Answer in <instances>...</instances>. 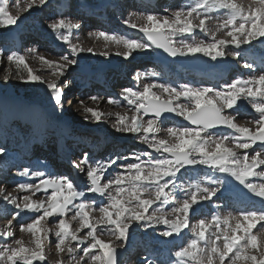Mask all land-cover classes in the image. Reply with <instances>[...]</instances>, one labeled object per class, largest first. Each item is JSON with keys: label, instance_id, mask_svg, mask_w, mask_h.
Wrapping results in <instances>:
<instances>
[{"label": "snow or ice", "instance_id": "1", "mask_svg": "<svg viewBox=\"0 0 264 264\" xmlns=\"http://www.w3.org/2000/svg\"><path fill=\"white\" fill-rule=\"evenodd\" d=\"M48 3L49 0H38V3L37 0H25L22 6L17 0L14 5L17 12L13 15L8 0H0V28L17 25L21 13ZM216 9L224 10L226 16L213 15ZM210 22L214 27L210 26ZM124 23L143 33L147 42L126 39L105 31L93 34L106 43L122 45L127 49L126 52L116 53L124 59L131 57L137 49L148 51L153 48L162 49L171 57L202 54L213 61L226 55L240 58V52L226 53L224 48L233 45L238 49L241 45L252 44L253 40L264 37V0H253V3L247 4L238 0H195L189 7L173 10L171 15L149 13L137 17V21L126 19ZM49 27L58 33V39L69 45L72 55V58L68 54L62 55V63L38 56L57 80L65 75L69 66L77 65L80 53L96 54L92 48L85 49L70 43L72 30L81 27L78 22L61 16L53 20ZM220 31L224 32L225 38L217 39L216 33ZM196 32L207 36L208 40L195 39L193 34ZM186 36L189 39H185ZM261 42L264 43V40ZM99 55L108 57L109 53L104 51ZM6 60L9 66H15V75L22 82L45 84L56 109L63 111L65 97L57 82H46L42 75L34 74L25 56L15 51L8 54ZM243 66L253 69L255 65L246 61ZM12 75L9 67L4 80L7 81ZM120 98L126 102L123 106L127 111L115 114L116 131L134 134L138 141L152 151L140 154L133 152L94 164L89 162L87 154L84 155L81 163L88 165L87 192L104 197L99 206L96 200L85 199V190L78 188L69 177L50 175L43 170H22L21 176L38 178V182L18 183L15 190L27 193L25 195L5 194L4 189L0 188V196L17 209L12 213L13 219L25 211L39 213L19 225L20 232L33 237L34 246H25L22 239L0 245V264H44L45 241L51 229L42 227V221L53 216L59 217L54 221L57 229L54 233L55 247L59 253L67 252L70 255L68 264H118L119 245L113 241L126 244L129 228L134 221L142 222L140 226L146 228L163 223L167 226L160 233L164 237L174 234L179 236L183 229H189L185 235H190L191 239L175 251V258L170 264H225V261L227 264H264V208H241L236 214L228 212L222 215L217 212L200 218L198 223L189 228V213L196 216L201 211L199 208L194 209L193 205L199 200H209L215 196L221 182L217 180V186L211 188L197 184L179 200L172 195L181 188L177 183V175L182 169L204 165L230 175L256 197L264 200V182H251L253 177L264 180V72L250 78L237 77L219 89L215 86L173 85L153 81L142 87H124ZM88 99L99 102L103 97L94 95ZM240 101L246 102L255 113L243 117V124L238 119L244 107ZM107 102L122 106L113 97H108ZM78 103L96 122H101L105 116L98 109L86 107L84 100ZM128 112L132 115L129 116ZM164 113H172L188 122L187 126L172 125L163 130L168 137L173 138L171 141L160 136L162 129L158 127V121ZM146 116L149 119L144 120ZM212 129L230 131L214 133ZM255 145H260L258 150L254 148ZM238 149L244 150L243 153H239ZM248 149H253V152L249 154ZM153 152L157 155L154 156ZM4 154L5 149L0 147V156ZM117 160L133 162L118 165L120 170L101 183L107 170ZM74 167L80 168V165L74 164ZM80 171L84 172V169L80 168ZM41 191L44 198L33 200L32 197ZM170 203L172 207L166 210ZM69 213H72L70 217ZM93 213L98 215L94 216ZM169 216L175 219L170 220ZM73 220L79 224L76 229H72ZM101 225L104 227L97 232V227ZM11 227L9 220L5 228L0 230V237L6 239L13 236ZM81 232L84 235L81 236ZM104 236L109 239L106 241L102 238ZM82 246V254L77 256ZM57 264H64L63 259ZM147 264L154 262L149 260Z\"/></svg>", "mask_w": 264, "mask_h": 264}, {"label": "rangeland", "instance_id": "2", "mask_svg": "<svg viewBox=\"0 0 264 264\" xmlns=\"http://www.w3.org/2000/svg\"><path fill=\"white\" fill-rule=\"evenodd\" d=\"M61 1H65V0H49V3L42 6V7H34L31 11L21 13L20 20L17 21V25L10 26L7 28H0V46L6 45L5 39L9 38L7 36H10V39L15 37L16 42L19 45V47L17 50H14V51L19 55L25 56L26 61L29 64V67H31L33 69L34 74L42 75L43 80L46 82L55 81V82H57L58 85L61 86L62 92L64 93V97L66 96L65 102H64V108L66 107V105L68 103H69V106H71L70 110L67 111L66 113H64V115H63V117L65 118V121L68 123V129H67L66 135H67V137H69L71 139H75L74 138L75 136H78L79 133H82V132H80V130L84 129L81 125H85V126L87 125L88 127H90V126L94 127V125H95L94 120L88 119V122H84L86 120L81 119V117H80L81 115L83 116L82 112H83L84 107H82L78 103V101L85 99V98H83L84 95L86 98H88L89 96L92 95V93H90V91H85V94H83L84 88L79 87V85L81 83V81H80L81 78L75 76L76 73L79 71V69L80 70H86L88 68L86 70V72H82V73L90 76L89 74L92 72L97 74L98 70H100V69L102 71H105L103 69L109 70L110 66L112 67V65L114 66L115 64H119L121 66L122 65L124 66V67H119V68H121V70H120L121 72H128L129 70L134 69L133 65H132V61H131L133 59V57L136 54H140L143 52V50H137L138 52L133 51L132 56L129 57L128 59H124L122 56L116 55L117 52L123 53V52H126L127 49H125L122 45L117 46L114 43H106L102 38L97 39L95 37V35H93V34L96 33L97 31H102L100 29H93V28L86 29V28H84V26H85L84 22L85 21H81L83 18L82 17L83 12H82V9H80L81 8L80 6L81 5H83V6H85V5L95 6V10H96V12H98V11L102 10L103 3L107 1V4L109 6H107L106 8L109 9V7H111V9L113 10V12H110V14H109V15H111L110 17L112 18V19H110L111 21L109 23L114 29L113 32H111V31H107V32L108 33H115L116 35L122 36V37H124L127 33V30L124 27L126 25L124 23V21L126 19L131 18L133 21H137V17L144 15V14H149V13L136 10L134 8L133 0H67V1H69V4L71 3L70 4L71 6H69L71 11H68V14L66 16H64V15H58V13H57V11H60V2ZM183 1L184 0H182L181 2H183ZM250 1H253V0H244V1L238 0V2H243L246 4L251 3ZM16 2H17V0H8L9 10L13 15H15L17 12V9L14 6ZM19 2L23 6V4L25 3V0H19ZM173 2H174V4H171L172 6H174L173 8L170 7V1H167V2H165V3L163 2L161 4V7L159 8L158 11L151 12V13H159L160 15H171V12L173 10H177V9L182 7V3L180 1L176 2V0H173ZM37 3H38V0H37ZM112 4H115V6L113 5V7H112ZM61 16H63L66 19H71L73 22H76L77 20L80 22L79 24L81 27L79 29H75V30H77L78 32H81V34L76 35L73 33V35H72L73 41L70 43L76 44V45H82L84 43L82 46H85V49L86 48H92V49H94V52L96 54L83 52V55H79L82 57V61H78L77 65H75V66H69L68 70L65 72V75L60 77L59 80H57V78L51 74L52 70L47 68L46 66H44L41 63V61L38 59V56L42 55L49 60L59 61L61 63L63 62V61H60V57L64 53L63 52H60V53L56 52L57 51L56 46L51 47V41L47 40L50 37H56L57 36L58 33L54 32L49 27V24L51 22H53V20L60 19ZM210 25H212L211 22H210ZM60 31L64 32L65 30H60ZM216 34H217L216 35L217 39L225 38L224 33L217 32ZM193 35H195V34H193ZM79 37H81L82 41L78 39ZM38 38L42 39L41 40L42 43H40L41 41H39ZM136 39L140 40L139 37ZM195 39H199V38H197V36H196ZM84 40H88V41L84 42ZM11 41H14V40H11ZM63 43H65V42H63ZM11 44H14V42H11ZM65 44L67 45L66 46L67 48L64 51H69V54H71L69 45L67 43H65ZM9 46H11V45L9 44ZM9 46H7L5 48L0 47V78L3 79V80L0 79V82L2 83L0 85V88L3 89L2 91H0V125L7 124L8 129L11 132H14V131H17L16 129H18V128H16V127L14 128V124H13L14 120L5 121L4 118L7 115H16L17 116L19 113H21L20 111H22V107L26 103H30L33 106L36 105L39 107L42 103H46L48 105H50L52 103L53 107H55V105H54L53 100L51 99L50 91L46 87L45 84H43V83H24L15 75V73H16L15 66L14 65L9 66L8 62L6 60V56L12 52V51L11 52L5 51L6 49H9L8 48ZM11 47H13V46H11ZM104 51L109 53L108 57H104V56L99 55L100 52H104ZM225 51H226V53L232 52V50H225ZM52 52H54L55 54H53ZM153 54L154 53H148L147 55H149V56H148L147 60L151 59L153 57ZM199 56L208 60L207 61L208 64H213V63L217 64L218 63V60L213 61L212 59H209V57L207 58L203 55H199ZM95 57H96V59H95ZM192 57H193L192 60H194V56H192ZM226 58L229 60L234 59V57L231 55H226ZM93 59H95V60H93ZM188 60H190V59H188ZM195 63H197V62H195ZM9 67H11L13 75L11 78H9L7 81H5L4 75L6 73V70ZM131 71L133 72V76L131 78L134 81H136L137 83H139V85L149 82V81H145L146 76L143 74L144 71H142V70H136V71L131 70ZM105 73L110 74L109 71H107ZM105 73L103 72L102 75H104ZM153 73H155V75H153ZM25 75H26V73H25ZM83 76H81V77H83ZM149 76L154 78V80L155 79L157 81L161 80V77L159 76V74L156 71L150 72ZM137 77H139V78H137ZM231 81L232 80H230L228 83H230ZM79 88H81L80 90L83 93H79V90H78ZM111 90H113V89H111ZM32 94H36V97L33 99H30V100L29 99L27 100L28 96L29 95L31 96ZM94 95H96V94H94ZM6 98H8L9 101L3 102L2 100L6 99ZM34 99H36V100H34ZM32 100H34V101H32ZM23 101H31V102H24L22 105ZM2 103L6 104V105H3ZM94 106H90V107H92L94 109L98 108V106L96 107L95 104H94ZM123 109H125V111ZM126 111H127V109L124 108L123 106L120 107V106H117V104H112V106H110V108L108 109L107 113L124 114ZM127 114L129 116L132 115L131 112H128ZM245 116H248V114ZM245 116H243V117H245ZM243 117H241L239 119V122L241 124L244 123ZM55 118L57 120H60L58 116H55ZM77 118H79V119H77ZM144 118H146V117H144ZM177 119L180 120L181 117H178ZM106 120L105 119L103 120L104 124L102 123V125H107L109 127L107 132H110V135L128 136V139L130 137L132 138V139H129V141H131V142L133 141L135 143L137 142L136 137L132 136L131 134H125V133H121V132L116 131V124H115L116 118L111 120L110 117H107ZM166 124L171 125L170 123H166ZM248 126L252 127L254 125H248ZM167 127H169V126H167ZM167 127H165L164 129H166ZM160 128H163L162 125H160ZM163 130L160 132V136L170 139V137L167 136L166 131H163ZM22 133L26 134L27 130L24 129ZM22 133H21V136H23ZM32 133H33V130L30 132L29 137L32 136ZM82 134H85V133H82ZM7 135H8V141L7 142H9V140H12V137L18 136L19 132H17L16 134H15V132L12 134L9 132V133H7ZM1 137H2V135L0 136V138ZM125 141H128V140H125ZM83 152L84 151L79 152V155L75 154V157L79 156V158H82L81 155L82 154L84 155ZM252 152L253 151H251V153ZM50 153H51V151H47V155L48 154L50 155ZM113 156L114 155H107L105 158L109 160L110 158H115ZM37 158L38 157H35L34 159L36 160ZM3 159H4V156H0V161ZM81 161H82L81 159H80V161L77 159V163L80 165V167L84 168L85 165L83 163H81ZM68 170L69 169H65V172L68 173ZM114 170H115V172L117 171V169L114 168L112 173L114 172ZM16 173H17L16 177H12V178L10 176L11 173L9 175H7L6 177H4V175H6V173H0V178H2V179H0V188L4 189L5 194H7L6 191H8V192L12 191L11 194L13 196H22V195H25L27 193L15 190L16 185L13 182H11L12 180L15 182L20 180V176H21L20 173L19 172H16ZM229 180H230V182H232L234 189H237V191L239 190L241 192L244 191L243 186L241 184H239V182L236 181L230 175H229ZM252 182L260 183V182H264V181H252ZM101 183H103V181H101ZM191 189H192L191 186H186V185L184 186L185 193H186V191H190ZM185 193L182 196H178L176 193L173 192L172 195L177 200H179L185 195ZM216 193H218V191ZM250 195L254 199H256L260 202H264V200H262L259 197H256L251 192H250ZM43 198H44V195L41 194V196H40L38 193L32 197L33 200L43 199ZM198 199H199V197H198ZM201 201H206V200H199V203ZM199 203L194 204V208ZM154 207H155V205H154ZM13 211L14 212L17 211V209H15V206L8 204L4 200V198L2 196H0V230H3L5 228V226L8 224V221L11 220V224H12L11 231H13V236H11V238L8 237L7 240H5V238H3V237L0 238V245L7 244L14 239H22L25 243V246H28V247L34 246L33 237L28 233L19 231V225L21 223H26L22 219L23 217H21V216H24L23 213H21L20 219L18 220V217L13 219V217H12V213H14ZM149 212H151V209H149ZM228 212H232V213L236 214L233 211L223 210L224 214H227ZM35 214L39 215V213H35ZM96 214L97 213H93L94 216H96ZM71 215H72V213H69V217ZM203 217H205V216H203ZM58 219H59V217H55L53 220H50V218H47L46 221H42V227L46 226V227L51 229V231L48 234V239L45 241L46 261L49 264H57V262L59 260L63 259L64 264H68V261L71 258L70 255L67 252L59 253V251L55 247L56 238L54 236V233L57 229L55 227L54 221H56ZM168 219L172 220V219H175V217L169 216ZM199 219H200L199 217L194 218V217H191L189 215V217H188L189 228H191L194 224L198 223ZM136 223L137 222H135V221L132 222V225L129 228V239H128V242L131 245L132 244L137 245V247L134 249H137L139 246V249L137 251H135L133 253L134 254L133 257H131L133 264H143L144 260L141 259L142 258L141 254H144L143 250L147 246V244L155 245L156 248L154 250H158V248H157L158 247V245H157L158 240L157 239L161 238V239L169 240V239L175 238V235H173L172 237H164L160 234L162 231L166 230V228H167V226L164 225L163 223L157 224V227L155 228V230L151 228V231L154 230V232L146 230V228L141 227L139 225V228H143V231L140 232V231H138V229H136L137 228ZM78 225L79 224L77 221H75V220L71 221L72 229H76L78 227ZM86 231H87V229H85V232ZM99 231H100V229L97 232H99ZM188 231H189V229H183L182 232L180 233V236H183L185 238L184 240H186V241L191 239L190 235H185L186 233H188ZM80 235L81 236L84 235V232H81ZM148 236H149V239L146 238ZM102 238L105 239L106 241L109 239V237H107V236H104ZM150 240H152V241H150ZM113 243L116 245H119L117 247V249H121L123 252L126 250L125 249L126 244H122L120 241H113ZM130 244H127V246H129ZM73 246H75V242H73ZM82 250H83V246L76 253V255L79 256L80 254H82ZM155 260H157V257H155ZM225 262L227 264V261H225Z\"/></svg>", "mask_w": 264, "mask_h": 264}, {"label": "bare ground", "instance_id": "3", "mask_svg": "<svg viewBox=\"0 0 264 264\" xmlns=\"http://www.w3.org/2000/svg\"><path fill=\"white\" fill-rule=\"evenodd\" d=\"M151 1L152 2H156V0H151ZM166 1H170V0H166ZM177 1H180L181 2L182 0H176V2ZM250 2L253 3V1H250ZM181 3H182V7H189V6H191L192 4L195 3V0H184ZM70 4H69V1H67V0L61 1L60 2V7L62 9H64V10H66V9L69 8V6H71ZM106 4H107V1L103 3V6H102V10L103 11H105ZM172 4H174V2H172ZM113 5H115V4H112V6ZM82 6L83 5L80 6L81 7L80 9H82V12H83L84 16L86 14H89L90 17L95 18V17H93L96 14L95 13L96 12L95 6H88V5H85L83 7ZM109 12H110V10L107 12V15H109ZM63 13H64V16H66L68 14L65 11ZM213 15H217V16H220V17H224V16H226V12L224 10L216 9V10H214ZM110 19H112V18L110 17ZM81 21H83V20H81ZM78 23H80V22L78 21ZM210 26H213L214 27L213 24L210 25ZM124 27H125V29L128 32L127 33V36H125L126 39H132L131 38V35H133L134 37H137V38L139 37V39L141 41L142 40L146 41V38L144 37L143 33L139 32L137 29H131L127 25H125ZM73 33L76 34V35L81 34V32H78L77 30L73 29L72 32H71V35H70V42L73 41V37H72ZM220 33H224V32L223 31H220ZM65 34H67V33H65ZM194 34H195L194 36L195 37L197 36V38H199V39H206V40H208V37L207 36H204L202 33L196 32ZM7 37H9V38H6L5 39V40H7L6 41V44H10L11 43L10 36H7ZM186 37H184V38L185 39H189V37H187V38ZM78 39L82 41L81 37H79ZM38 40L41 41L42 39H39L38 38ZM47 40L48 41H51V47L53 45H57V51L56 52H58V53L63 52L64 54L70 55L69 57L72 58L71 54H69V51H64L67 48L66 47L67 45L65 43H63V41H61L60 39H58V34H57L56 37H50ZM262 40H264V37L259 38L257 40H253L252 44L241 45V47L238 48V49L235 48L233 45H228L226 48H224V51L225 50L238 51L241 54H244V53H253L254 54L257 51H260L261 52V51H264V43L261 42ZM87 41L88 40H84V42H87ZM40 43H42V41ZM82 45H78V46L79 47H82V48H85V46H82ZM11 46H9L8 47L9 49H6L5 51L6 52H11V51L17 50L19 45L17 43L16 44L14 43L13 47H11ZM0 47L1 48H5V47H7V45L0 46ZM137 50H139V49H137ZM137 50H135V51L138 52ZM52 53L55 54L54 52H52ZM148 53H154L153 54V57L151 59H149V60H155V58L158 57V51L155 48H153L152 50H148V51H144L143 50L142 53L136 54L135 55L136 57L135 56L133 57V59L131 60L132 61V65L136 66V64H138V63L141 64L143 62L142 63V66H146L148 56L150 55V54L147 55ZM259 53L255 57H259ZM79 55H83V52L80 53ZM197 55H202V54H197ZM95 59H96V57H95ZM95 59H93V60H95ZM209 59H211V58H209ZM239 59L240 58H235L234 57L233 60H229V59L226 58V56L223 57V58H217L218 63L217 64H215V63L209 64L206 67V70L204 72L207 73V74L208 73L217 72L219 74L221 71H227L229 69H234L235 67H238L237 66V61H239ZM77 60L78 61H82V57L81 56H78L77 57ZM150 63H152V61ZM119 67H124V66L123 65L121 66L119 64H115L114 66L112 65V67L110 66L109 70L103 69L105 71H102L100 69V70H98V73L97 74H91L90 76L85 75V74L82 73V72H86V70L88 68L86 70H80L79 69V71L76 73L75 76L76 77H81V76L84 75V77H85V78L84 77H81V83L79 85V87L84 88V90L82 89L84 91V93L80 90L81 88L78 89L79 90V93L85 94V91H88L89 89H92V88H93L94 91H97L98 90L97 87L95 85L91 84V81L98 80V81H100L98 83H101L102 78L99 77V76L102 75L103 72L105 73V72L109 71L111 73V75H110L111 77H112V74H118V73L119 74L120 73H123L124 74V72L119 71L121 69ZM144 68H146V67H144ZM243 70H245V71H244L243 75L240 76V78H248V77L250 78L252 76V72L250 71L251 69L249 70V69L244 68ZM193 71L199 72V70H193ZM127 76L132 77L133 74L127 75ZM115 78L113 79V81H115ZM151 78H152L151 76H149V77L146 76V80L145 81H149V82L155 81V80L150 81ZM0 79H2V78H0ZM180 79H182V78H180ZM1 84L2 83L0 82V85ZM106 85H107V83H106ZM223 85H225V83ZM137 86L138 87H141L143 85L141 84L140 86L139 85H137ZM106 88H109V87L106 86ZM106 88H102V89H105L106 90ZM2 90L3 89L0 88V91H2ZM153 91H157V90L154 89ZM114 93L117 94L118 91L117 92L114 91ZM91 96H94V94L91 95ZM83 98H85L83 100H84V104L86 105V107L94 106V104H95L96 107L98 106L97 109L100 112L104 113L105 116H103L101 118V122H96L95 119L93 117H91L90 114L85 113L84 108H83V112H82L83 116L82 115L80 116L81 119L86 120L84 122H88V119H92V120L95 121L94 122L95 125H94V127H91V126L88 127L87 125L86 126L85 125H81L84 129L80 130V132L85 133V134L79 133L78 136H75L74 137L75 139H71V138L67 137V135H66L67 129H68V123L65 121V118L63 117V115H64V113H66L67 111L70 110L71 106H69V103L63 109V111H58L56 109V107H53L52 103L50 105H48L46 103H42L40 105V107H39V106H36V105L33 106L30 103H26V104L23 105L24 102H31V101H23L22 102V105H23L22 111H20L21 113H19L17 116L16 115H7L4 118L5 121H8V120L9 121H12L14 119V128L15 127L18 128V129H16L17 131H14V132H15V134L17 132H19V135L12 137V140H9V142H7L8 141V135H7V133L10 132L12 134L14 132H11L8 129V125L7 124L0 125V136L2 135V137L0 138V147L3 146L4 143L7 144V146L4 148L5 149V154L3 155L4 156V159L0 161V173H6V175H4V177H6L7 175H9L11 173L10 176L12 178V177H16V174H17L16 172H19L20 173L24 169H30L32 171L43 170L47 174L52 175V172H51L50 168L45 166L46 165V162H44L43 159L37 158V160L35 161L34 160L35 157L32 158L34 156V153L36 151H42V150L44 151V149L41 148V145L43 144L44 136H46V135L53 136V137L56 138V142H57L56 148H58L59 151H60L61 160H62V162H61L62 166L66 165V166H69L70 167V165H73V167H74V164H78L77 163V158L75 157L74 154L75 153H78V151L81 150V149L82 150L83 149L87 150V146L85 145L86 142H93L94 143L92 145H88L89 148H88L87 151H85V154H87V156H88L89 162L90 163H93V164L96 163L97 161H100V162L107 161L108 159L105 158L107 156V154H111L112 155V152H109V150H110L109 145L110 144L111 145H114V144H117V143H118L117 145H120L121 142L122 141H125V140H128V141H126V145L125 144L124 145L125 146H130V148H129V150H131L130 151V154L133 153V152H135L137 154H140V153H142L144 151H152V150L148 149L147 146L144 143H142V142H140L138 140H137L136 143L129 141V139H132L131 137L128 139V136L110 135V132H107V130L109 129V127L107 125H102V123L104 122L103 120L104 119L106 120L107 117H110V119L112 120V119L116 118V115L114 113H107L108 112V109L110 108V106H112V104H109L107 102V98L106 97L103 98L99 102H93L92 100H89L88 98H86L85 95H84ZM115 99H118L120 101V105H122V106L123 105H126V103H124V101L120 98L119 95ZM34 100H36V99H34ZM34 100H32V101H34ZM2 101L3 102H5V101L7 102V101H9V99L6 98V99H4ZM240 103L241 104H244V107L241 109V117H243V116H245L247 114H248V116L249 115H255V113L252 112V110L250 109V107L247 106L246 102L240 101ZM3 105H6V104H3ZM122 106H120V107H122ZM124 108H126V107H124ZM123 110L125 111V109H123ZM108 114H111V115H108ZM19 116L24 119L23 122H27L26 126L23 127V128L20 127L21 125L19 124V121L17 120V118ZM55 116H58L60 120H57L55 118ZM77 119H79V118H77ZM238 119H240V118H238ZM144 120H147V118H144ZM178 122H179V124H178ZM183 122H184V119L181 117V119L178 120L177 122H173V125H183ZM33 124H35V126ZM160 125H162L163 128H160ZM166 125H167L166 122L164 123L163 121L162 122L158 121V127L160 129L163 130L166 127ZM50 126L52 128H55V131H59V134H56V132H48V134H47L48 128ZM252 127H255V126H252ZM24 129L27 130V133L26 134H23L22 133ZM30 130L31 131L33 130V133H32V136L31 137H29L30 132H31ZM50 131H52V129H50ZM221 131L228 132L230 130H226L225 129V130H221ZM21 133H22L23 136H21ZM214 133H218V132H214ZM131 135L135 137L134 134H131ZM14 138H16L18 140V142H17V144L14 147H12V144L11 143L14 140ZM171 139L172 138L170 137L169 140L171 141ZM21 141H23L25 143V145L23 146V152L21 153V151H20V160H19L18 159V153H19V151H18L17 145ZM48 141H49V139H48ZM49 142H51V141H49ZM259 147H260L259 145H255L254 146V148L257 149V150L259 149ZM30 148L32 150V156L31 157H28V155H29L28 154V151H29ZM120 150H117L116 151L117 153L115 154L114 157L123 156V155H125L127 153V151L125 152V154L120 153ZM237 151L239 153H243L244 150H237ZM247 151L250 154L251 151H253V149H248ZM105 152H106V154H104ZM107 152H109V153H107ZM73 155H74V157H73ZM153 155L155 156L157 154L153 152ZM56 156H57V151H56L55 154L52 155V157L56 158ZM131 162H133V161L132 160H117L116 164L115 165H112V167L107 170V172L105 174V177L102 179V181L104 182V180L107 179L112 174V171H113L114 168H116L117 171H119L120 169H119L118 165H120V164H127V163H131ZM22 165H24V166H22ZM84 165H85V167L83 168L84 169V172H81L80 171V168H82V167H80V168L74 167L73 168V169H76L77 168L79 170L80 174H81V178H82L83 183H82L81 187H79V188L85 190V192H86L85 198L96 200L97 201V206H99V202L103 201L104 200V197H101V196H99L96 193L87 192V188H88L89 181H88V178L86 176V172H87L88 165L87 164H84ZM200 166L209 169V167L204 166V165H196L194 167L200 168ZM10 167H12V168H10ZM194 167H193L192 170H189V171H186L185 169H182L181 170V173H179L177 175V182L178 181L179 182L180 181L181 182L184 181V179L182 180V177L192 176V172L198 170L197 168H194ZM258 171H259V169H258ZM114 172H115V170H114ZM220 174H224V173H220V172L214 171L212 169V171H210V174H208V177L211 179L212 177L219 176ZM55 176H61V175H55ZM0 179H2V178H0ZM216 181L214 183L213 182H209L208 184H214L215 185ZM252 181H264V180H262L261 178H258V177H253V178H251V182ZM11 182H13L15 185H17L20 182L37 183L38 182V178H35V177H27V176H20V180H18L17 182H15V181L12 180ZM182 183L187 184L186 182H182ZM194 185H197V183H195ZM207 187H210V186L207 185ZM243 188H244V191L243 192H237V194L235 196V197H237V201L238 202H245V203H242L243 205H252V204H255V202L259 203V201H255V199L250 195V192H249V190L247 188H245L244 186H243ZM6 192L9 193L8 191H6ZM10 192H12V191H10ZM38 194L40 196H41V194L44 195V193L42 191L41 192H38ZM225 199L226 198H223L220 195V193H219L218 196H213L209 200L201 201L195 208H199V209H201V211H204V210H207L206 208H207L208 205L214 204V206L215 205L218 206V202L220 200H225ZM230 199H232V198H230ZM257 205L259 207H261V208H264V202L262 204L259 203ZM171 206L172 205L168 204L166 210L167 209H170ZM193 208H194V205H193ZM232 211L235 212L234 209H232ZM22 213H23L24 216H21V217H23L22 219L24 220V222H28L33 216H36V214L33 213V212L25 211V212H22ZM235 213H238V212H235ZM96 215H98V214H96ZM189 215L192 217V214L191 213H189ZM204 215H206V214H204ZM222 215H223V213H222ZM55 217L56 216L51 217L50 220H53ZM19 219H20V216L18 217V220ZM141 223L140 222H137L136 223V226H137L136 229H138V231H140V232L143 231V228H139V225ZM78 227H79V225H78ZM101 227H104V226L103 225L98 226L97 227V231ZM156 227H157V225H154L151 228L155 230ZM257 227H259V225ZM144 228H146V227H144ZM151 228H146V230L151 231ZM154 230L151 231V232H154ZM209 232H211V229H209ZM146 238L149 239V236L146 237ZM182 239H183L182 237L177 236V235H175V238L169 239V240L161 239V238L157 239L158 240V244L157 245L158 246L161 245V248L160 249L162 250L161 253H159V254L156 255L159 258H157V260H155L154 259V257H156L155 255L154 256L150 255L149 258H146V256H143L141 258L142 260L145 261V262H143V264H147V262L149 260L153 261L154 264H170V262L175 258L174 257V253H173L174 250H175L174 248L177 245H179V243L182 241ZM5 240H7V238ZM150 241H152V240H150ZM185 243L186 242H183V245ZM221 243H222V241H221ZM127 244H130V243L128 241L126 243V248H125L126 250L124 251V263L123 264H133L132 263V260H131V257H133V255H134L133 253L139 249V246H138L137 249H134V248L137 247L136 244H132V245L130 244L129 246H127ZM166 250H168L169 253H166L165 252ZM157 252H160V250H157ZM166 260H168V262H166ZM225 264H226V262H225Z\"/></svg>", "mask_w": 264, "mask_h": 264}, {"label": "water", "instance_id": "4", "mask_svg": "<svg viewBox=\"0 0 264 264\" xmlns=\"http://www.w3.org/2000/svg\"><path fill=\"white\" fill-rule=\"evenodd\" d=\"M161 51V57H160V61L163 63H169L171 61H174L178 64H181L183 66H193L196 67L198 69H205V59L201 60L202 61V65L201 66H197L195 64H193L192 62H189L188 59L191 60L190 56L187 57H171L169 54H167L166 52H164L162 49H160ZM186 60H184V59ZM175 116L172 113H164L160 118H174ZM212 130H219V129H212ZM117 253H118V264H123L124 260H123V251L121 249H117ZM37 264H39V262H37ZM44 264H47L46 261H44Z\"/></svg>", "mask_w": 264, "mask_h": 264}, {"label": "trees", "instance_id": "5", "mask_svg": "<svg viewBox=\"0 0 264 264\" xmlns=\"http://www.w3.org/2000/svg\"><path fill=\"white\" fill-rule=\"evenodd\" d=\"M35 97H36V94H32L31 96L30 95L28 96V99L30 100V99H33Z\"/></svg>", "mask_w": 264, "mask_h": 264}]
</instances>
